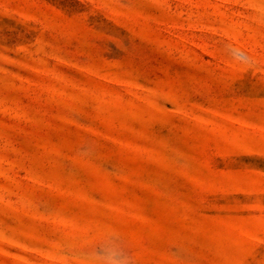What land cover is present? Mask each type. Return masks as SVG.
<instances>
[{
	"label": "rangeland",
	"instance_id": "rangeland-1",
	"mask_svg": "<svg viewBox=\"0 0 264 264\" xmlns=\"http://www.w3.org/2000/svg\"><path fill=\"white\" fill-rule=\"evenodd\" d=\"M0 264H264V0H0Z\"/></svg>",
	"mask_w": 264,
	"mask_h": 264
}]
</instances>
